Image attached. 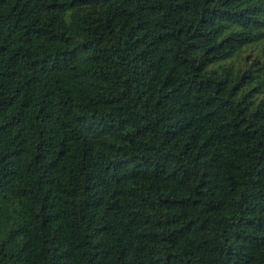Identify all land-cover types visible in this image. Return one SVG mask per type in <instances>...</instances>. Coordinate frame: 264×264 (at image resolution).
<instances>
[{"label": "trees", "instance_id": "obj_1", "mask_svg": "<svg viewBox=\"0 0 264 264\" xmlns=\"http://www.w3.org/2000/svg\"><path fill=\"white\" fill-rule=\"evenodd\" d=\"M264 0H0V264H264Z\"/></svg>", "mask_w": 264, "mask_h": 264}, {"label": "rangeland", "instance_id": "obj_2", "mask_svg": "<svg viewBox=\"0 0 264 264\" xmlns=\"http://www.w3.org/2000/svg\"><path fill=\"white\" fill-rule=\"evenodd\" d=\"M262 8H264V7H262Z\"/></svg>", "mask_w": 264, "mask_h": 264}]
</instances>
